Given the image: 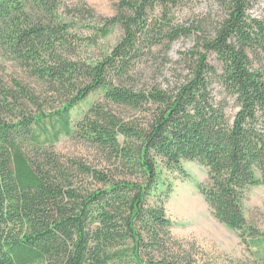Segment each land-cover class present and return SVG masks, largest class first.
Returning a JSON list of instances; mask_svg holds the SVG:
<instances>
[{
	"label": "trees",
	"instance_id": "trees-1",
	"mask_svg": "<svg viewBox=\"0 0 264 264\" xmlns=\"http://www.w3.org/2000/svg\"><path fill=\"white\" fill-rule=\"evenodd\" d=\"M203 1L117 0L102 16L83 0H0L5 55L57 101L45 112L25 85L0 91V264H197L164 209L172 188L161 174L186 177L183 161L206 167L196 187L214 218L264 249L243 208L264 185L260 0H212L215 14L179 19ZM83 21H93L84 34ZM182 38L192 43L174 82L143 79L154 49ZM94 92L101 99L72 121ZM60 135L100 150L107 167L63 160L51 149Z\"/></svg>",
	"mask_w": 264,
	"mask_h": 264
},
{
	"label": "rangeland",
	"instance_id": "rangeland-1",
	"mask_svg": "<svg viewBox=\"0 0 264 264\" xmlns=\"http://www.w3.org/2000/svg\"><path fill=\"white\" fill-rule=\"evenodd\" d=\"M64 4L72 5L78 0H62ZM97 15L110 16L113 14L117 0H83ZM216 6L212 0L196 2L179 12V19L185 20L193 16L198 18L215 14ZM254 15L264 17V0H260L252 10ZM93 21H83L78 32L86 33ZM120 31H115L103 40L105 49L114 44L119 38ZM188 38L179 39L169 49L156 47V56L140 66L139 74L145 80H154L162 87L172 84L179 67L175 63L179 51L191 46ZM97 53V52H96ZM157 58V59H156ZM164 58H167L165 60ZM214 62V60H213ZM16 83L27 86L42 103V109L50 112L57 106L56 98L46 93L45 86L30 77L19 64L9 59L0 44V91L16 89ZM100 92H94L79 103L71 111V119L79 118L94 101L101 99ZM31 111L36 107H30ZM121 114H132L130 109L113 107ZM129 116V115H127ZM52 151L63 160L76 159L96 168L107 167L104 155L97 148L75 139L71 136L60 135L53 143ZM182 167L187 174L163 171L165 181L170 184L171 191L164 201L167 217L173 225L170 229L173 240L178 242L187 255L196 260L197 264H261L264 258L263 246L249 245L243 241L235 230H231L217 221L204 201L198 188L200 183L207 180V169L197 161H183ZM244 215L250 225L264 233V185L249 188L243 200Z\"/></svg>",
	"mask_w": 264,
	"mask_h": 264
}]
</instances>
